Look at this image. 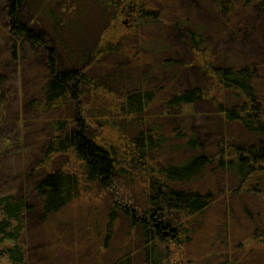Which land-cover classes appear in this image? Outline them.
Returning <instances> with one entry per match:
<instances>
[{
	"label": "trees",
	"instance_id": "16d2710c",
	"mask_svg": "<svg viewBox=\"0 0 264 264\" xmlns=\"http://www.w3.org/2000/svg\"><path fill=\"white\" fill-rule=\"evenodd\" d=\"M159 1L6 0L7 13L0 15V83L8 65L11 76L20 73L23 79L29 64L23 62L38 57L41 64L32 66V72L39 75L33 76L42 96L39 103L30 102L41 113L53 110L51 117L47 114L43 153L27 151L29 167L22 179H34L42 220L79 197L78 174L62 169L72 156L82 164L88 191L95 183L108 189L115 173L146 179L148 210L107 214L102 264H169L170 246H182L181 258L187 262L192 254L184 245L191 246L195 237L202 240L204 233H193L191 223L205 229L206 218L199 222L197 217L213 205L222 213L221 223L206 234L195 264H264V97L256 84L259 68L238 63L217 44L226 46L255 27V15H264V0H205L214 28L176 0V8ZM170 7L186 53L198 57L201 65L196 66L203 70V81L195 85H178L184 63L168 43L164 16ZM24 8L32 26L20 18ZM101 92L109 99L106 111L96 104ZM199 103L201 115L192 111ZM91 104L93 115L84 119L80 112ZM17 109L21 112L19 104ZM204 117L209 132L201 122ZM89 121L110 128L114 138L99 141ZM28 126L22 134L33 130ZM156 157L161 159L157 165ZM219 177L224 191L220 198L213 190ZM228 179L235 181L230 188ZM29 202L24 194L0 195V260L29 264L25 246L19 244L24 215L34 208ZM99 226L97 222L94 230ZM121 228L125 239L117 240ZM94 252L91 262L75 264H99V252Z\"/></svg>",
	"mask_w": 264,
	"mask_h": 264
},
{
	"label": "rangeland",
	"instance_id": "374dc122",
	"mask_svg": "<svg viewBox=\"0 0 264 264\" xmlns=\"http://www.w3.org/2000/svg\"><path fill=\"white\" fill-rule=\"evenodd\" d=\"M179 2L181 8L194 12V17L197 16L202 22L206 23L211 28H214L215 21L211 20L210 6L205 0H176ZM163 6L175 4V0H160ZM7 3L6 0H0V15L6 14ZM172 8H176L175 5ZM172 9L166 10L164 17L167 24V35L168 43L171 46V50L181 58L184 63L183 69L179 73L178 85L185 87L186 85H195L200 81L201 72L203 70L196 66L199 64L198 57L192 54L186 53V45L181 40L180 29L177 27L178 23L175 22L172 17ZM27 8L20 13V18L26 25H31V16ZM256 23L247 32H243L239 37H233L226 43L218 41V47H223L224 51L230 52V57H235L238 63L248 62L249 64L257 65L259 68L256 81L257 87L261 88L259 94L264 97V15H255ZM2 24V22L0 21ZM169 24V25H168ZM165 29L162 28V31ZM158 31L157 36L162 34ZM160 33V34H159ZM166 37V35H165ZM211 42V40H210ZM212 43V42H211ZM213 44V43H212ZM217 44L213 46L217 47ZM1 45V42H0ZM209 45V44H208ZM32 58V54H28ZM195 57V58H194ZM44 60V59H43ZM42 61V60H41ZM41 61L37 59H29L23 62L28 63L27 75L21 79L20 73H15L11 76L12 70L8 65V70L4 82L0 83V99L4 98L0 102V195L6 193H14L17 196L25 195L30 201L29 203L33 206L32 211H28L24 215V226L22 231V237L19 240V244L25 246L27 260L29 264H75L80 262L81 259L91 262L94 257V250L99 252L98 263L102 264L104 260L105 251H102V241H104L105 231L103 232L102 226L106 222L107 214L114 210L118 215H121L122 211L126 208L129 213L134 214V211L143 213L148 210L147 205L148 191L146 190L147 182L146 179L137 178L133 175V179H127L123 176H118L115 173V177L110 180V186L108 189H101L96 185L92 186L93 189L88 191V186L84 185V176L82 173L81 162L75 160L72 156L67 164L62 167L63 170L68 169L74 174H78L80 179L81 191L76 200L66 205L65 209L61 210L60 213L55 214L54 217L46 220H42L40 215V200L37 196L34 186V179H22L24 173L29 167L25 163H29L27 158V151L33 148L37 153H43V144L46 143L44 140L49 133L48 116L51 117L53 110H45L40 112L34 108L30 102L35 99L37 103L41 100V85L37 79V72H32V66L38 68ZM1 62V61H0ZM43 64V63H42ZM201 69V70H199ZM201 71V72H200ZM39 72V69H38ZM32 73V74H31ZM15 75H17L15 77ZM34 75V76H33ZM33 76V77H32ZM39 76V75H38ZM12 78L14 81L8 83V80ZM6 82V83H5ZM96 102L98 107L103 106L106 111V105L109 103V99L104 97ZM30 97V100H27ZM27 100V104H23ZM19 104L21 112L17 111V105ZM23 104V107H22ZM264 104V103H263ZM7 105V107H6ZM6 107V109H5ZM94 105L85 107L81 113V117L89 118L87 115H93ZM166 109V108H164ZM163 109V110H164ZM203 108L201 103L195 105L192 111L202 114ZM169 111V109H168ZM17 112L19 116L17 117ZM73 114V111H70ZM90 113V114H89ZM111 115V112L108 111ZM99 116V115H98ZM17 117V119H16ZM112 117V116H111ZM99 120V119H98ZM210 121V120H209ZM97 122V121H96ZM201 122L205 123V127L208 130V121L201 119ZM29 125L30 128L37 129L35 133L30 129L26 134H22V130L25 126ZM28 126V127H29ZM90 128L93 129L95 137L99 141L108 140L107 137L114 138V134L111 129L101 128L99 124L89 121ZM205 129V131H206ZM48 132V133H47ZM209 132V130H208ZM109 134L108 136H106ZM169 135V133L167 134ZM172 138L171 136H168ZM112 140V139H111ZM40 156V155H39ZM63 159V158H62ZM160 158L156 157L154 163H161ZM58 160H54V164L59 166ZM24 178V177H23ZM206 178V177H205ZM222 178L219 177L218 182L213 187V190L219 195L220 198L223 190ZM205 180L202 179L201 182ZM225 183L228 188L235 184L232 179L226 180ZM217 189V190H216ZM221 189V190H219ZM222 199H218L217 201ZM250 203V202H249ZM218 206L213 205L212 209L207 210L204 215L198 216L197 220L200 222L204 217L206 218L205 229L201 230L198 225L191 223L195 227L193 233H203V239L200 237L193 240V244L184 245L187 248V252L191 255V258L184 262L181 258V250L183 247L177 248L170 246L171 252L169 257V264H195V255L203 251L202 244L205 240L206 234L213 232L215 223H221L222 213L218 212ZM121 212V213H120ZM98 215L97 219L94 215ZM1 218V211H0ZM99 222V231L94 230L93 226ZM240 229V228H237ZM242 229V228H241ZM117 232V240H124V228H121ZM99 232V234H98ZM238 235L243 236L239 231L236 232ZM241 233V234H240ZM196 248L198 249L196 251ZM181 259V260H180ZM192 259V261H191ZM191 263H190V261ZM0 264H10L9 261L2 257Z\"/></svg>",
	"mask_w": 264,
	"mask_h": 264
}]
</instances>
